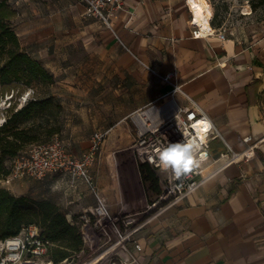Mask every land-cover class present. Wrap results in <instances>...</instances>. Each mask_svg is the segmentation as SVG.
I'll list each match as a JSON object with an SVG mask.
<instances>
[{
  "label": "crops",
  "instance_id": "1",
  "mask_svg": "<svg viewBox=\"0 0 264 264\" xmlns=\"http://www.w3.org/2000/svg\"><path fill=\"white\" fill-rule=\"evenodd\" d=\"M72 7L76 16L87 21L75 35L68 31L55 35L51 28L37 31L38 23L19 26L17 35L21 47L55 76L57 91L53 94L61 105L65 93L89 90L83 86L84 75L93 80L98 72L108 69L121 76L112 82L113 92L121 96L120 110L111 115L105 111L115 100L103 103V111L86 100L84 108L88 110L81 115L83 122L92 123L82 151L95 131L106 133L92 172L112 212L121 205L141 210L151 195L156 196L145 191L132 159L124 157L130 176L123 181L115 179L112 169L107 173L102 163L105 150L114 149L116 154L125 150L121 142L112 148L119 125L151 104L174 99L189 106L182 94L189 97L221 135L210 145L215 160L227 147L239 154L252 150L251 156L219 171L135 234L141 247L139 264H264V30L234 36L212 24L217 31H225L224 40L217 34L194 38L185 0H125L124 10L111 15L109 27L85 17L80 3ZM75 42L85 46L87 61L94 65L72 61L73 54L66 47ZM170 72L172 78L166 83L162 78ZM152 82L155 91L147 97ZM84 84L89 87L91 82ZM174 84L182 94H172ZM79 131L73 124L71 137ZM248 136L250 142L244 140ZM222 163L218 161L211 169ZM45 179L51 181L44 193L62 188L61 207L66 218L81 223L82 216L95 205L86 185L78 181L71 187L68 175Z\"/></svg>",
  "mask_w": 264,
  "mask_h": 264
},
{
  "label": "built area",
  "instance_id": "2",
  "mask_svg": "<svg viewBox=\"0 0 264 264\" xmlns=\"http://www.w3.org/2000/svg\"><path fill=\"white\" fill-rule=\"evenodd\" d=\"M81 1L85 5V17L99 19L108 27L111 15L117 11H123L125 7V0ZM185 1L190 13L192 37L206 38L217 34L219 39H225V31H217L212 26V13L205 23L195 21L194 12L188 0ZM147 68L151 73H155L152 68ZM171 78L170 72L162 80L170 83ZM173 86L172 94L181 93L180 86L175 84ZM29 94L28 92L24 97L22 96V100H26ZM182 95L190 103L189 106H181L174 99H170L160 104H151L130 117L135 127V137L129 149L138 163L147 164L155 171L160 187L159 194L146 203L142 210L121 205L116 212H112L107 198L99 191L92 167L102 150L106 135L102 131H95L91 135L88 147L78 156L70 152L64 141L57 135L47 142L29 145L13 159L9 175L0 182L3 185H10L14 180L24 178L43 180L52 175H68L71 187H74L78 181H82L95 199V205L82 216L79 226L82 230L84 245L89 243L91 247L93 242L87 233V229H90L103 241L98 249L105 248L98 258L107 255L111 264H139L137 252H140L141 247L135 239L138 231L149 221L193 194L219 171L242 157L252 155V150L239 154L227 147L224 152L219 153L216 160L213 159L210 145L214 139L221 138V135L202 109L184 93ZM193 114L194 119H189ZM203 117H206L212 125L207 132L202 131V126L197 124V121ZM185 129L203 139L202 151L205 159L200 168L176 179L171 171L165 172L157 166L158 157L155 150L169 142L181 141ZM244 140L250 142L252 137H245ZM149 157L153 162L149 161ZM221 160L223 163L220 166L211 169L213 164ZM69 221L78 225L73 220ZM51 245L52 243L40 233L38 227L34 225L24 227L16 236L0 241V264H17V261L19 264H54L47 258ZM98 258L87 264H93ZM58 264H70V261L64 260Z\"/></svg>",
  "mask_w": 264,
  "mask_h": 264
},
{
  "label": "rangeland",
  "instance_id": "3",
  "mask_svg": "<svg viewBox=\"0 0 264 264\" xmlns=\"http://www.w3.org/2000/svg\"><path fill=\"white\" fill-rule=\"evenodd\" d=\"M6 2L12 9L16 11V16L12 19V24L16 32L18 31L19 26L23 24L30 25L38 23L36 24V26H38L37 31H47L49 28H51L55 32V35L64 34L65 31H68L69 35H75V33H77V29L81 28L82 24L87 22L84 17L79 15L76 16L77 12H75L72 7L74 4L78 3L85 7L84 2L81 0H6ZM207 2L211 6L213 26L222 27L226 33L234 36H249L264 30V0H207ZM92 20L99 21L103 27L107 26L99 19L92 18ZM88 45L90 48L91 45ZM66 48H70L69 51L71 54H73L72 61L88 63L91 65L95 64L94 62L90 63L87 61V57L84 54L86 51L85 46H81L79 43L77 44L75 42V44H72L71 47ZM113 74V71H108V69H105L104 72L97 73L96 78H98V80L96 78L92 80L91 77L84 75L85 79L83 80L85 81L82 80L83 82H81L83 83V86L86 87V89H89L88 91H82L77 95L65 93L64 98L66 105L65 103L62 104V110L58 115V121L63 132L62 134L59 133L58 135L66 145L68 144L70 152L73 154L83 150L82 145L84 142H86L85 137L88 134V130L91 129L92 126V123L88 124L87 122H83V120H81V115L88 110V108H84V102L86 100H91L92 104L95 107H98L95 109L101 111H103V103H111L113 100H115V104L112 102V107L106 108L105 111L107 114L111 115L112 113H115V111L120 110L118 104L121 102V96L118 94L116 96V94L113 92L112 82L121 79V76H119V74ZM89 81L91 84H89L90 86L87 87L88 85H85L84 83ZM155 85V82L151 83L147 92V97H150L154 94ZM50 91L54 93L57 91V87L55 85L51 86ZM11 93L4 94L3 98H0V124L4 121V118L7 115L6 111L9 107L15 106L19 108L23 103H25V100H22V96L24 97L27 92L22 93L21 95H17V92H14L13 98L11 97ZM29 96H31V94H29ZM29 96H27L26 99ZM73 124H75L76 127H79L80 131L75 135V137L72 138L70 135V128H73ZM112 125L113 124L111 123L110 126ZM134 137L135 127L131 119L128 118L124 123L119 125V128H117V137L114 141L115 145L112 146V148L117 147L121 142L123 144L122 148L125 149L124 152L122 154H116L113 153L114 149H108L102 154V163L106 165L107 173H110V169H112V174L115 175V179L117 181H123L125 177L130 176V169L127 166V162L124 157L132 159L134 165L137 168L140 164L136 161L132 151L129 149L130 145L134 141ZM110 153H113V155L112 157L108 158L107 156ZM11 164L12 162L8 163L7 165L11 166ZM50 181V179L35 180L31 178H24L20 180H14V183H11L10 185H3L0 182V188H6L16 196H27L35 200L51 201L57 206L59 205V209L63 212V208L61 207V199L65 197L64 190L60 188L54 190L53 192L48 190V192L50 191L49 193H44V190L47 189L44 187H46ZM150 197L152 198L151 200L155 198L153 195ZM151 200L148 199L147 203H149ZM78 215L79 214L76 213L75 216L77 217ZM76 222L78 223L79 227V219H77ZM79 230L82 233L80 227ZM87 233H89L90 239L93 241L91 247H89V243L85 244V251L81 252L74 259H72L70 264H87L92 262L101 256L103 250L105 249L104 247L98 249V246L101 245L103 241L96 233H92L90 229H87ZM109 260V256L104 255L98 258L97 261L93 262V264H111Z\"/></svg>",
  "mask_w": 264,
  "mask_h": 264
},
{
  "label": "trees",
  "instance_id": "4",
  "mask_svg": "<svg viewBox=\"0 0 264 264\" xmlns=\"http://www.w3.org/2000/svg\"><path fill=\"white\" fill-rule=\"evenodd\" d=\"M16 11L6 0H0V98L29 92L19 108L10 106L0 124V180L8 176L13 160L26 147L51 140L61 132L58 121L62 105L51 91L55 76L43 63L33 58L20 45L12 19ZM138 172L145 191L160 192L155 171L139 164ZM34 225L51 243L47 258L54 264L71 261L85 251L82 233L59 207L48 200H35L13 195L0 188V241L19 234L22 228Z\"/></svg>",
  "mask_w": 264,
  "mask_h": 264
},
{
  "label": "clouds",
  "instance_id": "5",
  "mask_svg": "<svg viewBox=\"0 0 264 264\" xmlns=\"http://www.w3.org/2000/svg\"><path fill=\"white\" fill-rule=\"evenodd\" d=\"M189 119H194V114ZM197 124L202 126L201 130L204 132L212 127L211 122L206 117L197 121ZM203 148V139L185 129L181 141L169 142L155 150L158 157L157 166L165 172L171 171L176 179H180L201 167L205 159ZM149 161L153 162L151 157H149ZM17 264H19L18 261Z\"/></svg>",
  "mask_w": 264,
  "mask_h": 264
},
{
  "label": "bare ground",
  "instance_id": "6",
  "mask_svg": "<svg viewBox=\"0 0 264 264\" xmlns=\"http://www.w3.org/2000/svg\"><path fill=\"white\" fill-rule=\"evenodd\" d=\"M188 4L194 12L195 21H203L205 23L208 16L212 13L211 6L207 0H188ZM110 157H112V154L108 156V158Z\"/></svg>",
  "mask_w": 264,
  "mask_h": 264
}]
</instances>
